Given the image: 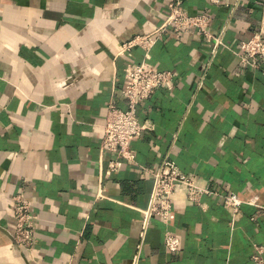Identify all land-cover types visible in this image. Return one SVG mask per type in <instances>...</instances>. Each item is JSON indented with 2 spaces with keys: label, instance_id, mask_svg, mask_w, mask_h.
Wrapping results in <instances>:
<instances>
[{
  "label": "crops",
  "instance_id": "crops-1",
  "mask_svg": "<svg viewBox=\"0 0 264 264\" xmlns=\"http://www.w3.org/2000/svg\"><path fill=\"white\" fill-rule=\"evenodd\" d=\"M168 1L0 0V264H257L258 246L264 264V59L252 69L237 55L263 0H182L211 14L214 55L212 41L169 28L147 53H119ZM142 61L174 81L136 104L147 128L127 161L104 150L103 123L108 105L128 108L126 67ZM165 157L211 192L198 203L177 192L168 218L144 228L148 169ZM112 158L120 166L106 173ZM20 187L36 215L28 251L12 238ZM229 193L243 201L236 213Z\"/></svg>",
  "mask_w": 264,
  "mask_h": 264
},
{
  "label": "built area",
  "instance_id": "built-area-1",
  "mask_svg": "<svg viewBox=\"0 0 264 264\" xmlns=\"http://www.w3.org/2000/svg\"><path fill=\"white\" fill-rule=\"evenodd\" d=\"M217 2V0H212ZM261 19L257 30L247 39L239 42L238 57L250 68H257L260 59H264V0L261 6ZM211 14L206 11L188 9L182 0H170L162 14L161 22L149 33L136 34L122 41L119 53L128 52L132 47L139 46L145 53L149 51L157 38L166 30L171 29L175 36L187 33H198L207 41L213 42L210 54L214 55L217 45L222 44L219 35L210 30ZM174 73L167 69H158L149 63L128 64L125 72V82L122 95L128 101L127 109H120L113 104L108 105L103 123L102 145L104 150L120 156L127 161L134 159V151L129 146L132 139L139 137L147 128L136 115V104L146 99L157 87L172 88ZM202 81L198 82V86ZM120 166L117 158L109 160L106 173L116 171ZM153 178V187L147 209L143 212L144 228L152 216L167 219L171 213L174 195L182 192L191 202L198 203L204 193L211 192L206 186L199 185L195 179L181 172L175 162L167 157L152 169H148ZM243 201L234 193L223 196V205L232 213L238 211ZM13 233L12 238L21 251L33 248L34 220L36 215L31 210V204L23 188H19L12 200ZM144 231V229H143ZM141 232L139 237L143 238ZM164 245L169 251H177L180 247V237L167 232ZM140 246V245H139ZM252 258L257 264H263L259 257L261 247H257ZM136 260V258H135Z\"/></svg>",
  "mask_w": 264,
  "mask_h": 264
}]
</instances>
